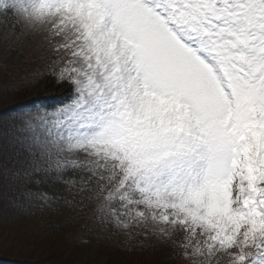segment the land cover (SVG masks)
<instances>
[{
    "label": "snow or ice",
    "instance_id": "obj_1",
    "mask_svg": "<svg viewBox=\"0 0 264 264\" xmlns=\"http://www.w3.org/2000/svg\"><path fill=\"white\" fill-rule=\"evenodd\" d=\"M0 25L46 41L16 78L0 49V98L66 89L0 112L16 207L93 204L125 250L151 235L187 264H264V0H0Z\"/></svg>",
    "mask_w": 264,
    "mask_h": 264
},
{
    "label": "trees",
    "instance_id": "obj_2",
    "mask_svg": "<svg viewBox=\"0 0 264 264\" xmlns=\"http://www.w3.org/2000/svg\"><path fill=\"white\" fill-rule=\"evenodd\" d=\"M27 68H29V65ZM65 90L66 89L63 86L57 85L55 81L51 79H41L34 90L29 92L17 91L16 95L12 97L10 101L5 100V104L0 105V112H3V115L6 117L11 111L41 102L51 108L58 103L56 100L60 101L63 98ZM6 94L7 93L0 98V104L1 101L4 100L3 98ZM27 99L32 100L26 103V105L18 104ZM5 150L7 151L6 147ZM10 167L11 165H9L7 169ZM0 170H2L0 173L4 178L3 182L7 184L5 194L7 195L12 208H14L15 211L26 214L27 216H33L34 218H32L34 219V222L37 221L35 219H38L37 222H40L41 220V231L34 232L33 235L27 237H30V239H33L34 241L37 240L42 244H44L43 242H47L48 246H51L50 249L45 251L39 249L40 247L37 246L33 249L34 251L32 253L17 254V256H11L0 248V261L2 262H0V264H187V258L183 255L178 259H171V254L173 252L171 241L165 243L157 240H147L144 236L133 237L128 243L137 244L139 241L146 240V242L149 245H152V247L146 249L136 248L131 251L125 250L123 247H118L117 241L128 240L126 237H121L123 235L119 232L116 234L115 239L109 240L102 238V242L100 243L102 249H99V245L96 246V244L93 243L98 240V236H103L105 234L100 233V227L96 221L93 224L91 223V220H88L86 216L87 212H85V210L77 211L65 207L59 209L36 207L31 209V214L25 213L23 210L15 206L17 203L23 202V197L21 196L19 200H17V195L13 193V189L17 194L23 192L24 189L12 181L9 174L4 171L6 169L3 170L0 168ZM42 187L48 191L52 190L48 185H43ZM42 221H44V223ZM51 225L58 226L50 227ZM19 227L20 226L15 228L14 226H6L5 228L10 231L14 230L15 232H21L18 234L24 235V227H21L22 229ZM83 227L89 229L88 233H86L88 238L86 235H83L81 230ZM16 228L17 230H15ZM78 231H81L82 233L81 235L79 234L78 237H84L83 240L89 242H81V244H79L80 249L75 247L70 249V247L67 246V241H70V238L74 234L77 235ZM111 231L118 232V230ZM111 231L108 234H111ZM66 236H69L70 238H66ZM78 237L76 236V240ZM49 242L53 244H49ZM169 242L170 245L168 244ZM42 244L40 246H42ZM54 245L56 247H54Z\"/></svg>",
    "mask_w": 264,
    "mask_h": 264
},
{
    "label": "rangeland",
    "instance_id": "obj_3",
    "mask_svg": "<svg viewBox=\"0 0 264 264\" xmlns=\"http://www.w3.org/2000/svg\"><path fill=\"white\" fill-rule=\"evenodd\" d=\"M6 45H11L12 47L16 48V53L8 57L6 60V63L9 65L8 72L11 74L13 78L18 77V75L22 73H17L16 69L17 67L27 70L28 65L24 63V60L27 56H31L34 60H36L37 64H40L42 61L40 60V57L43 55L46 58V53L44 52V47L46 46V41L42 39L40 35L37 34H28V35H11L10 30L2 25H0V49H3ZM39 83H32V84H21L20 92H29L34 90L37 87V84ZM16 95V92L7 93L6 96H4V100L1 101V104H5L4 101H10L12 97ZM9 163V153L4 149L3 153L0 154V168H2L5 172L8 173V166ZM2 171V170H0ZM4 178L2 174L0 173V248L8 253L11 256H17V254H28L32 253L37 246L40 247L39 249H42L43 251L50 249V245L48 246L47 242H41L37 240L30 239V237H27L29 235H33L34 232H40L42 229L41 220L40 222H37L38 219H35L37 221H33V216H27L26 214L15 211L14 208H12L9 199L7 197L6 190H7V184L3 182ZM6 186V188H5ZM95 205L93 204H87L84 207L85 212H87L86 216L88 220H91V223L94 224L93 220V213ZM33 217V218H32ZM38 218V217H37ZM44 223V221H42ZM18 227L22 229L21 227H24V235H20L18 231H10L9 229H6L5 227ZM100 227V226H99ZM17 230V228L15 229ZM83 235L85 236L86 233H88L87 227H83L82 229ZM23 231V230H22ZM139 231H144L143 229H140ZM27 233V234H25ZM119 231L116 233L118 234ZM79 234L81 235V231L77 232V235H73L71 238L69 236H66V238H70V241H67V246L70 247V249L78 248L79 244H81V240L84 239V237H78ZM120 234L123 235L122 232ZM82 235V236H83ZM76 236L77 238L76 240ZM87 237V235H86ZM121 237H126L125 235ZM147 240H156L151 235L144 236ZM88 238V237H87ZM103 236H98V240L95 241L96 246H98L99 249L101 248V242H102ZM41 239V238H40ZM81 239V240H80ZM67 240V239H66ZM77 241V242H76ZM159 241V240H157ZM42 244V246H40ZM49 244H53L49 242ZM170 245V242L168 243ZM54 247H56L54 245ZM76 250V249H75ZM79 251V250H78ZM106 251V250H105ZM2 252V251H1Z\"/></svg>",
    "mask_w": 264,
    "mask_h": 264
}]
</instances>
